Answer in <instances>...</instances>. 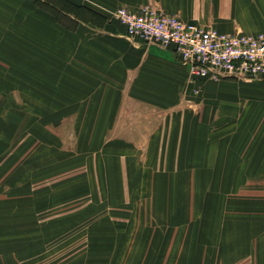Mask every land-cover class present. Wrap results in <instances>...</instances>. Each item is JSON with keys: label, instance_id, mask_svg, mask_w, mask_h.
<instances>
[{"label": "crops", "instance_id": "crops-1", "mask_svg": "<svg viewBox=\"0 0 264 264\" xmlns=\"http://www.w3.org/2000/svg\"><path fill=\"white\" fill-rule=\"evenodd\" d=\"M146 6L223 34H264V0H0V152L11 150L16 100L38 128L58 120L45 104L56 105L59 71L74 72L82 55L83 86L100 89L88 119L115 121L90 178L67 181V195L84 199L82 216L95 201L106 249L98 263L264 264V79H191L173 48L126 37L116 10ZM22 167L10 154L0 161V264H60L58 236L44 243L47 226L12 225L14 214L37 216L47 184Z\"/></svg>", "mask_w": 264, "mask_h": 264}, {"label": "rangeland", "instance_id": "rangeland-1", "mask_svg": "<svg viewBox=\"0 0 264 264\" xmlns=\"http://www.w3.org/2000/svg\"><path fill=\"white\" fill-rule=\"evenodd\" d=\"M81 56H74V64L76 63L74 72L59 71L57 81L60 83V88L56 105L45 104L47 111L50 112L52 109L58 120L42 119V128H38V118L35 120L28 115L26 120L23 119L24 112L30 113L34 110L30 109L29 105L26 106L25 110V105H19L16 100V108L11 112L14 113V116H10L11 126L16 128L11 136V150L5 153L0 152V161L6 159V156L10 154L12 161L14 159L16 162L25 165V167L18 169V172L23 170L22 172H25L28 176L41 174L40 178L44 183H47L43 185L41 190L43 201L41 199L36 200L40 204L37 216L14 214L11 216V222L12 225L17 226L19 224H31L35 222V219H38V222H42L43 225L47 226L48 228H43L44 243L45 241L50 243L51 236L53 239L55 234L58 236L56 241H58L57 245L59 246L60 264H66L61 262L65 257L78 258L76 262L80 261L81 263L75 264H99V257L104 258L106 256V249L100 245L102 243L100 240L104 238L99 236L100 233L97 228L99 216H97V210L93 206L95 201H91V215L82 216L80 214L82 209L77 210V208L82 206L84 199L79 196L76 189L73 197L70 194L67 195L71 189L67 187L68 180L75 179L77 181L82 176L90 178L92 172L91 161L97 154L100 143L103 144L105 140V130L107 131L115 122L110 118L105 119L106 113H94V116L104 115L105 117L102 119H88L93 107H100L96 97L100 89H87L83 86L91 82L84 80L87 79L85 73L79 68V66H82L78 65V62H81ZM59 64L60 66L63 65L65 70L67 67L66 57L60 59ZM47 74L50 75V73ZM66 75H70V81H68ZM18 81L19 79H16L14 82ZM49 85H43L44 89H42L48 96H50L51 89V85ZM113 91L115 92L114 88ZM17 94L16 91V96ZM105 105L108 108L114 107L111 103ZM19 106H21L20 110ZM4 110L0 104L1 115ZM71 118L72 121L67 122ZM25 122L27 123L26 131L18 130V128L23 127ZM52 122L53 125L54 123L59 124L58 131L56 128L51 127ZM51 128L53 129L51 130ZM48 182H52V184ZM76 187L77 184H75ZM16 205H19V202H16ZM74 209L76 210L72 219L68 213ZM2 221L1 217L0 222ZM56 222L58 233H54V229L51 230L50 228ZM84 222L91 224L90 232H83L79 229V225ZM72 223H74L75 229L68 231L67 229ZM35 233V231H32L30 234L34 236ZM87 238L90 241L89 245L86 242ZM121 250L125 253V249ZM49 252L50 250H48ZM109 252L113 255L114 249L109 248ZM88 256L91 260L90 258L87 260L84 258ZM93 261H96V263H93ZM44 264H50V262Z\"/></svg>", "mask_w": 264, "mask_h": 264}, {"label": "built area", "instance_id": "built-area-1", "mask_svg": "<svg viewBox=\"0 0 264 264\" xmlns=\"http://www.w3.org/2000/svg\"><path fill=\"white\" fill-rule=\"evenodd\" d=\"M115 18L129 39L173 48L193 80L264 79V34H223L154 6L119 8Z\"/></svg>", "mask_w": 264, "mask_h": 264}]
</instances>
